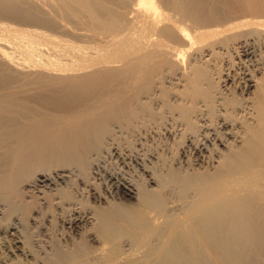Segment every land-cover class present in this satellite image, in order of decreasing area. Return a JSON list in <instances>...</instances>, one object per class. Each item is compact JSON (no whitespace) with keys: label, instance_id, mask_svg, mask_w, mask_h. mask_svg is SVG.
Returning <instances> with one entry per match:
<instances>
[{"label":"bare ground","instance_id":"6f19581e","mask_svg":"<svg viewBox=\"0 0 264 264\" xmlns=\"http://www.w3.org/2000/svg\"><path fill=\"white\" fill-rule=\"evenodd\" d=\"M0 22L103 33L0 28V264H264V0H0Z\"/></svg>","mask_w":264,"mask_h":264},{"label":"rangeland","instance_id":"374dc122","mask_svg":"<svg viewBox=\"0 0 264 264\" xmlns=\"http://www.w3.org/2000/svg\"><path fill=\"white\" fill-rule=\"evenodd\" d=\"M0 28H3L5 31H14V30H26V31H31V33H34V38L35 37H39L40 35L39 34H43V36H45L46 38H53V39H55V42L56 43H59V49L61 50V51H64V52H67V53H72L73 51V49H71V47L72 46H75V45H78V46H80V47H83V48H85V49H87V50H89V51H92V50H94V49H96V48H98V47H101L102 45H103V33L100 35V36H98V38L96 39V41H94V42H83V41H79V40H76V39H74V38H72L71 36H69V35H67V34H65V33H62V32H60V31H49V30H47L46 28H44V27H42V26H26V25H22V24H18V23H14V22H0ZM90 30V29H89ZM169 85V84H168ZM178 85V84H177ZM177 85H175V87L176 88H178L179 87V85L177 86ZM177 91V90H176ZM176 91H175V88H174V90H172L171 92H174V93H176ZM126 135H124V136H126V137H123V140H122V142L121 143H123V144H121L122 145V147L124 148H126V147H128L129 145L130 146H133L134 144H136V142L134 143L133 142V144L131 145V143L132 142H130L131 140H134V137L133 138H131V134L130 133H125ZM127 134H130L129 136L127 135ZM126 140H125V139ZM128 138H130V140H128ZM145 140H146V142H145ZM144 141H143V145H142V148H143V150H145V153H148L149 152V154H153V155H157V157H159L158 156V153H160L159 155H160V157H161V161L162 162H167L168 160V162L169 163H171V165L172 166H170L171 168L172 167H174V165H175V162H176V158H177V156H173V158H171L172 156H171V154L172 153H169L168 152V150H165V148H164V144L163 143H160V141L158 142L157 141V139H156V143H155V140H153L152 139V141H151V139L149 140H147V139H145ZM124 141H126V143L124 142ZM128 141V142H127ZM152 142V143H151ZM127 143H129V145L127 144ZM145 144V145H144ZM151 144V145H150ZM155 144H156V146H155ZM162 144H163V146H162ZM125 145V146H124ZM154 145V146H153ZM129 146V147H130ZM149 146V147H148ZM152 146V147H151ZM158 146V147H157ZM160 146V147H159ZM128 147V148H129ZM147 147V148H146ZM124 148V149H125ZM130 148H132V147H130ZM128 149V151H127V149L125 150L126 152H128V153H131L132 152V154H131V156H133V154H135L137 151H138V145L136 144V146L134 145V147L132 148V149ZM136 148V149H135ZM149 148V149H148ZM160 148H162L161 149V151H160ZM133 149H135V151L133 150ZM130 150H131V152H130ZM137 150V151H136ZM149 150V151H148ZM154 150V151H153ZM155 150H157L156 152H155ZM163 150V151H162ZM144 152V151H143ZM152 152V153H151ZM154 152V153H153ZM162 152V153H161ZM142 153V152H141ZM164 153H166V154H164ZM162 154H164V155H162ZM155 155V156H156ZM173 155H175V154H173ZM160 157H159V159H160ZM168 159V160H164V159H166V158ZM162 158H164V159H162ZM170 158V159H169ZM172 159V160H171ZM164 160V161H163ZM160 162V161H159ZM169 163H165L164 165L165 166H167V164H169ZM170 165V164H169ZM169 165H168V167H169ZM206 166V167H205ZM207 166L208 165H204V167L205 168H207ZM209 167V166H208ZM170 168V169H171ZM205 168H203L202 167V169H205ZM96 187H97V189H96V191L98 192H100V190H101V188H100V186H97L96 185ZM38 194V193H37ZM36 194V195H37ZM42 196H44V195H42V193L39 195V197L41 198ZM78 198H80V199H82L83 201H86L87 202V204H89V205H94V206H96L97 205V203H94V201L88 196V193H85L84 192V194L82 193V194H80V195H78L77 196ZM28 199V201H30L31 200V198H30V194H29V197L27 198L26 197V200ZM30 199V200H29ZM56 202V201H55ZM41 214V215H40ZM39 214V216L37 217L38 219V224H39V227H41L40 229H43V227H50V230L49 231H51L52 232V234H51V236H54V238L55 237H57V238H55V239H57V240H59V239H62V236L64 235H66V233L68 234V232H67V229L65 230V232L63 231L64 229L63 228H60L59 227V225H58V223L57 224H54L53 226L50 224V222L48 223V221H50V217H48L47 215L45 216L44 214H42V213H40ZM41 216V217H40ZM43 219V220H42ZM49 219V220H48ZM47 220V221H46ZM42 225H41V224ZM58 231V232H57ZM60 233H62V234H60ZM56 234H57V236H56ZM60 236H61V238H60ZM37 237L35 238V241H37ZM96 244V242L94 243V245ZM93 245V246H94ZM96 245H98L99 246V244L97 243ZM98 246H96V247H98Z\"/></svg>","mask_w":264,"mask_h":264}]
</instances>
